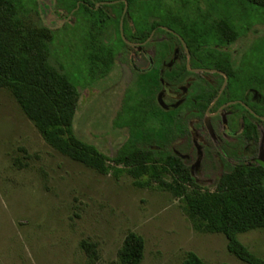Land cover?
Returning <instances> with one entry per match:
<instances>
[{
    "label": "rangeland",
    "instance_id": "374dc122",
    "mask_svg": "<svg viewBox=\"0 0 264 264\" xmlns=\"http://www.w3.org/2000/svg\"><path fill=\"white\" fill-rule=\"evenodd\" d=\"M20 1L22 8L18 17L21 23L49 35L47 62L69 75L76 85L79 99L73 124L75 135L113 156L129 136L128 127L117 114L126 94L137 96L133 68L139 63L137 48L120 43L118 35L115 36L113 42L117 40L119 44L114 66L105 77H96L90 73L82 54L85 25L80 14L77 18L74 16L73 24L61 25L53 21L50 11L41 10L39 0ZM162 1L163 5L154 6L153 0H139L142 6L138 7L136 15L143 20L142 26L145 21L155 19L161 28L189 39L181 35V27L174 16L181 5L179 0ZM189 1L184 10L189 14L187 19L201 13L208 21H219L222 12L218 7H226L229 2ZM69 2L56 0L62 18L70 14V7L65 5ZM51 4H47L49 8ZM233 4L229 17L238 32L237 40L221 51L197 46L193 51L196 63L207 59L214 67L220 62L229 69H232L234 54V74L237 75L242 68H261L260 64L264 63V9L238 0ZM112 13L115 17L111 16L106 23L110 25L105 31L107 36L118 31L120 8ZM133 23L129 19L124 27L128 39L134 31ZM156 45L154 56L159 61L163 48L161 44ZM169 57L167 51L162 60L168 61ZM184 61L182 59V65ZM194 75L202 76L203 73ZM202 81L205 84L199 80L192 84L191 95L207 105L213 99V91L222 83V77L211 75ZM234 96H246L245 87L238 85ZM249 100L264 116V105L256 95L249 94ZM180 115L178 123L183 130L176 131L166 149L185 158L203 187L213 188L220 173L257 156L260 145L264 147V123L258 124V138L247 143L240 134L239 120L232 126L238 138H226L221 135L222 129L216 121L210 133V117L203 115L194 123L196 132L201 134L200 150L204 152L199 154L190 133L193 129H188V120L193 116L189 114L185 119L182 109ZM181 204L179 198L155 184L138 187L128 174L118 177L112 173L102 174L59 153L44 140L11 92L0 88V264H116L117 251L129 231L144 239L140 264H181L189 250L208 264H246L227 251L223 234L195 231ZM238 238L264 258V229L240 233ZM83 240L95 242L98 258L94 262L82 249Z\"/></svg>",
    "mask_w": 264,
    "mask_h": 264
},
{
    "label": "trees",
    "instance_id": "16d2710c",
    "mask_svg": "<svg viewBox=\"0 0 264 264\" xmlns=\"http://www.w3.org/2000/svg\"><path fill=\"white\" fill-rule=\"evenodd\" d=\"M47 1L56 5V0H39V4L45 3L46 6ZM238 1L264 9V0ZM153 2L161 5L163 1ZM178 2L181 5L174 16L181 27V35L190 37L185 41L191 54L194 47L213 44L214 40H222L224 44L237 40L238 32L229 17L234 0H229L226 7H218L222 12L219 21H208L202 14L192 15L188 20L189 14L184 10L190 1ZM45 6L43 11L47 9ZM21 8L20 0H0V88L11 92L44 140L59 153L99 173H112L116 177L125 173L133 178L135 186L155 184L168 191L180 199L182 211L195 231L221 233L226 238V249L230 254L246 264H264V258L238 238L240 233L264 229V164L251 161L236 164L216 179L213 188L203 187L181 156L166 149V141L176 133L173 125L153 122L149 111L142 114L137 97L129 93L117 114V118L128 127L129 136L113 156L78 138L73 129L79 99L76 85L69 75L47 62L46 40L49 35L43 30L24 26L18 17ZM98 10H89L93 15H89L90 24H84L81 43L90 73L104 77L114 66L119 42H124L119 33V42H113L112 34L106 35L108 26ZM148 23L145 21L143 32L137 39L145 40L149 30L155 27L154 23ZM89 32L93 34L90 38ZM260 65L261 68L249 66L238 71L241 86L254 81L255 88L264 92V63ZM223 69L230 84L233 74ZM217 91H213V96ZM156 125L160 128L159 136L154 131ZM80 245L90 261L98 258L95 242L83 240ZM143 253V237L129 231L117 251L116 264H140ZM181 264L208 263L189 250Z\"/></svg>",
    "mask_w": 264,
    "mask_h": 264
},
{
    "label": "flooded vegetation",
    "instance_id": "af4514ba",
    "mask_svg": "<svg viewBox=\"0 0 264 264\" xmlns=\"http://www.w3.org/2000/svg\"><path fill=\"white\" fill-rule=\"evenodd\" d=\"M49 3L50 2L47 1V4ZM47 4L46 6L45 3L40 5L42 11L43 7L45 6L48 11H50L53 21H57L61 25L64 23L73 24L75 21L74 16L77 18L78 14H80V17H82V23L89 25V15H93L89 11L90 9H100L97 13L103 16L105 20L104 23L108 24V19L111 16L115 17L112 13L114 9L120 8V14L118 17V31H115L111 34L113 35L114 39V37H117L119 33V36L127 46L135 45L137 48V61L139 63L138 65H133V68L136 75L135 85L138 88L136 91V97L140 107V112L143 114L144 111H149L148 114L153 122L157 124H172L177 132H181L183 130V128L178 123L181 118L180 110L182 109V111H184L185 119L189 114H192L191 116H193V119L188 120V129L189 131L190 129H193V131L191 130L190 133L192 134L193 143L197 149V153L202 155L204 154V152L200 150V145L198 144V141L200 140L199 136H201V134L196 132L194 123L202 118L203 115L210 117L208 122V126H212L210 133H212L214 127L216 126V121L219 124L220 129H222V133H220L223 137L237 139L238 133L235 131V129L232 131V128L234 127L236 121L239 120V126L241 129L240 134L242 139L246 140L248 143V141L253 142L258 138V124L264 123V116L261 115V113L252 105L251 101L249 100V94L251 96L256 95L257 100L262 102L264 105V92L258 91V89L255 88L256 83L252 81L245 86L246 96L241 98L239 96H234V90L238 91V85H240L239 77L234 74V54L231 61L232 69L222 66L220 62L215 63L214 67L212 64H208L207 59H205L203 63H196L195 53L193 51L191 54L185 39L182 36H178L174 32H170L161 28L158 20L155 19L149 22L154 23L155 27L149 30V34L145 40L141 41L137 39L141 35V32H143V20L139 18V15H136L139 10L138 7L142 6V2H139V0H70L69 4H65L67 7H70V14L63 18L61 10L58 9L56 5L52 6L50 3L51 6L49 8ZM154 6H158V4H154ZM72 12L73 16L71 19H69ZM129 19L134 22V31L130 33L131 39H128L126 37V33L124 32V27L126 26V23ZM107 26L110 28V25ZM121 31L123 33V37L121 35ZM159 32H161V34H159ZM92 35L93 34L89 32L88 38H90ZM234 42L235 41L226 42L227 44H224L222 40H214V44L210 45V47H207L208 45H202L201 49H215V51H221L222 49H227L229 44ZM156 44H161L163 48L159 61L154 56L155 47L157 46ZM167 51H169L170 57L168 61L164 62L162 59L166 56ZM182 59H185L184 65H182ZM223 68L230 70V73L233 74L230 84H228V75ZM198 72L203 73V75H194ZM211 75L221 76L222 83L217 88L218 91L216 95L213 96V101L211 100V102L205 105L200 99L192 97L191 88L192 84H196V81L198 80L202 82V84H205L202 79L205 80ZM223 85L224 87L221 90ZM218 100H221L220 104L214 108V104ZM211 109L213 110L210 111ZM185 111L188 113V115ZM236 124H238V122ZM159 129L160 128L158 125H156V128H154V131L156 132L155 134L157 136H159ZM254 130L256 132H254ZM214 137L217 138L215 134ZM172 139L166 141L165 145ZM263 149L264 147L261 144L258 155L249 157L244 161L259 162L264 164ZM176 154L180 155L185 162V158H183L181 154ZM185 164L187 165L186 162ZM187 166L191 171V166ZM222 173H220L218 177ZM218 177L215 178V181Z\"/></svg>",
    "mask_w": 264,
    "mask_h": 264
},
{
    "label": "water",
    "instance_id": "95a60500",
    "mask_svg": "<svg viewBox=\"0 0 264 264\" xmlns=\"http://www.w3.org/2000/svg\"><path fill=\"white\" fill-rule=\"evenodd\" d=\"M120 25H121V22H120ZM122 28V27H121ZM121 35H122V37H123V33H122V31H121ZM223 87H224V85L221 87V90L223 89Z\"/></svg>",
    "mask_w": 264,
    "mask_h": 264
}]
</instances>
